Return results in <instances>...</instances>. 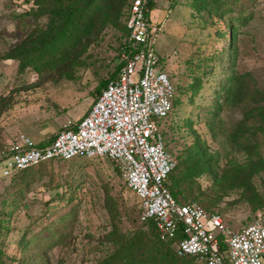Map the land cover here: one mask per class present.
<instances>
[{
  "label": "rangeland",
  "instance_id": "rangeland-1",
  "mask_svg": "<svg viewBox=\"0 0 264 264\" xmlns=\"http://www.w3.org/2000/svg\"><path fill=\"white\" fill-rule=\"evenodd\" d=\"M30 1L0 0V147L19 132L37 142L54 134L66 119L84 116L96 86L113 73L120 60L124 35L111 26L89 42L80 36L70 51L79 62L69 66L72 71H58L51 65L38 71L8 58L6 54L25 38L31 42L49 27L46 17L25 14ZM154 4L149 18L161 29L153 49L175 89L172 110L161 121L166 148L177 162L197 140L223 155L228 148L219 140L223 142L231 132L241 110L226 106L219 115L223 136L209 130V113L230 72L245 74V86L251 90L264 88V0H157ZM195 76L201 80L196 92ZM249 137L264 155L261 133ZM234 153L238 159L245 156ZM225 162L221 158L219 164ZM26 179L0 180V264H19L20 259L25 264H101L112 250L106 237L112 225L106 210L111 200L122 215L120 231L140 225L138 199L107 158L49 161ZM199 180L203 187L211 183L206 174ZM253 180L263 197L260 176ZM211 208L222 210L224 221L236 230L254 215L250 203L239 199L238 193ZM53 239L60 244L50 245Z\"/></svg>",
  "mask_w": 264,
  "mask_h": 264
},
{
  "label": "built area",
  "instance_id": "built-area-1",
  "mask_svg": "<svg viewBox=\"0 0 264 264\" xmlns=\"http://www.w3.org/2000/svg\"><path fill=\"white\" fill-rule=\"evenodd\" d=\"M156 1L131 0L126 41L134 50L120 53V68L84 116L66 119L37 142L23 132L8 139L0 147V178L50 159L104 157L137 197L139 220H152L162 241L173 240L182 225L184 237L175 241L179 256H195L199 264H264V204L236 230L218 211L177 200L166 185L177 161L166 148L161 121L172 109L175 89L153 49L161 26L147 9Z\"/></svg>",
  "mask_w": 264,
  "mask_h": 264
},
{
  "label": "trees",
  "instance_id": "trees-1",
  "mask_svg": "<svg viewBox=\"0 0 264 264\" xmlns=\"http://www.w3.org/2000/svg\"><path fill=\"white\" fill-rule=\"evenodd\" d=\"M128 1L31 0V6L25 14L36 18L46 17L49 27L39 31L31 42H27L31 39L25 38L23 43L12 48L6 56L18 60L22 66L31 64L38 71L42 66L48 65L56 67L58 71H68L71 70L69 66L79 63L77 55L72 56L70 51L81 40L80 36L84 35L89 42L90 38H95L108 26L118 28L124 35L119 49L120 53L123 50L127 52L134 50V47L128 46L126 41L129 34L127 28L129 13L125 12L124 8L127 7ZM153 5L155 4H148V17ZM21 15L19 14L17 17ZM230 33V37L232 36L234 39L233 28ZM29 37L32 38V34H29ZM86 47L87 44L80 48L85 49ZM47 54L49 58H45ZM121 64L122 62L119 60L113 73L108 77L114 76ZM245 77V74L230 72L226 78L223 92L216 98L215 109L209 113V118H211L208 121L209 130L213 135L220 136L223 128L219 115L225 110V107L241 110L240 118L233 124L231 132L223 139L224 143L222 139L219 140L222 145L228 148L225 153L220 155L210 150L205 143L197 140L183 150L175 167L169 173L166 185L177 200L181 202L195 201L200 205L207 206L209 210L217 211L210 207L224 197L238 193L239 199L248 201L254 212L264 204V196L260 197L261 194L253 180L254 176H260V182L264 188V155L260 153L258 144L251 143L249 137L259 132L264 138V88L249 89L245 86ZM107 78L101 80L96 86L94 99L105 86ZM194 79L193 86L196 92L200 87L201 80L196 76ZM229 147L231 149L234 147L235 152L245 155L244 158H236L239 156ZM77 158L74 157L72 160ZM221 158L226 162L220 165ZM54 160L41 162L11 176L0 178V180L15 181L18 179L17 181L24 182L34 169ZM219 165L222 167L219 168ZM116 169L120 174L119 169L117 167ZM205 174L211 178V183L203 187L199 178ZM106 210L112 220L111 230L106 234L107 241L112 244V250L102 259L101 264H199L195 256H179L175 251V241L184 237L181 224L173 240L162 241L152 220L140 222V225L133 230L123 233L118 227V222L123 223L122 215L112 200L107 203ZM138 212H140L139 203ZM218 212L223 216L222 210H218ZM142 225L147 229L144 230ZM51 244L59 245L60 242L53 239L50 241ZM221 246V249L224 250V243L221 242ZM19 264H25V259H20Z\"/></svg>",
  "mask_w": 264,
  "mask_h": 264
},
{
  "label": "crops",
  "instance_id": "crops-1",
  "mask_svg": "<svg viewBox=\"0 0 264 264\" xmlns=\"http://www.w3.org/2000/svg\"><path fill=\"white\" fill-rule=\"evenodd\" d=\"M38 141H40V140H38Z\"/></svg>",
  "mask_w": 264,
  "mask_h": 264
}]
</instances>
